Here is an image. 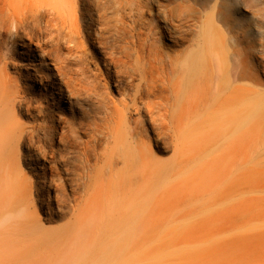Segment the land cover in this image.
Instances as JSON below:
<instances>
[{
    "label": "bare ground",
    "instance_id": "1",
    "mask_svg": "<svg viewBox=\"0 0 264 264\" xmlns=\"http://www.w3.org/2000/svg\"><path fill=\"white\" fill-rule=\"evenodd\" d=\"M242 5L264 24V0H0V264H120L137 255L145 201L188 171L196 119L222 138L264 134Z\"/></svg>",
    "mask_w": 264,
    "mask_h": 264
},
{
    "label": "rangeland",
    "instance_id": "2",
    "mask_svg": "<svg viewBox=\"0 0 264 264\" xmlns=\"http://www.w3.org/2000/svg\"><path fill=\"white\" fill-rule=\"evenodd\" d=\"M162 1L167 3L170 0ZM211 5H206L204 13L211 12ZM234 7L236 9L232 12L236 10L234 14L241 26L249 28V37L256 42L251 55L253 63L249 65L262 69L264 54L260 53L259 41L264 39V29L259 32L256 23L264 24L259 16L254 15L256 11L252 7ZM169 42L162 40L165 51L174 48L166 47ZM261 89L264 90V86ZM41 93L44 92L39 95L34 92L33 95L44 98ZM110 94L119 95L112 84ZM65 107L64 116L70 113L67 102ZM24 120L31 122L30 118L24 117ZM195 123L199 128L190 130L185 139L187 145L183 143L187 153L183 151V145L181 150L188 171L160 185L154 196L145 201L137 255L127 257L120 264H264V134L253 126L251 129L230 130V137L222 138L221 131L204 126L206 120L196 119ZM245 137L249 139L245 141ZM158 146L160 148L154 146V149L160 160L173 158V149L164 138L158 139ZM21 150L23 152L25 147ZM48 166L46 162L27 169L37 181L43 171L49 174ZM258 179L263 186L256 182ZM40 211L45 214L43 209ZM127 248H131V244Z\"/></svg>",
    "mask_w": 264,
    "mask_h": 264
}]
</instances>
